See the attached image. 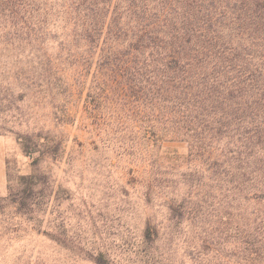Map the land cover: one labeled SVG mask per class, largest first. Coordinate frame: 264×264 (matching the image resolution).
<instances>
[{
  "label": "trees",
  "instance_id": "16d2710c",
  "mask_svg": "<svg viewBox=\"0 0 264 264\" xmlns=\"http://www.w3.org/2000/svg\"><path fill=\"white\" fill-rule=\"evenodd\" d=\"M0 18L12 63L0 112L31 98L65 123L79 84L102 125L133 116L192 154L243 155L242 189L230 191V256L262 264L264 0H0ZM19 141L31 156L29 132ZM225 163L212 165L219 174ZM19 195L21 204L31 197L28 188Z\"/></svg>",
  "mask_w": 264,
  "mask_h": 264
},
{
  "label": "rangeland",
  "instance_id": "374dc122",
  "mask_svg": "<svg viewBox=\"0 0 264 264\" xmlns=\"http://www.w3.org/2000/svg\"><path fill=\"white\" fill-rule=\"evenodd\" d=\"M2 29L0 18L5 88L12 63ZM72 89L65 123L31 98L0 112V264H260L230 256V223L238 224L230 191L242 189L243 155L192 154L188 144L149 136L131 115L102 125L87 86ZM27 132L31 156L19 141ZM218 157L229 161L219 174ZM25 188L31 197L21 204Z\"/></svg>",
  "mask_w": 264,
  "mask_h": 264
}]
</instances>
